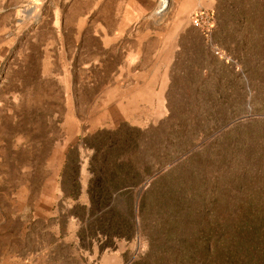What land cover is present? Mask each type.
<instances>
[{
	"label": "rangeland",
	"instance_id": "obj_1",
	"mask_svg": "<svg viewBox=\"0 0 264 264\" xmlns=\"http://www.w3.org/2000/svg\"><path fill=\"white\" fill-rule=\"evenodd\" d=\"M167 1L160 11L162 0H0V264H30L51 240L49 219L55 217L48 215L71 204L59 203L66 152L115 120L106 97L135 89L136 76L166 59L168 50L176 52L179 34L192 25L205 34L213 61L197 93L209 108L199 142L146 182L165 174L145 215L173 229L168 235L152 229L149 264H166L161 259L167 258L177 264L182 256L177 260L171 245L182 240L201 247L202 229L220 226L228 241L236 224L264 216V3L237 0L239 9L221 11L216 19L214 0ZM173 60L164 67L167 87ZM99 61H106L102 74L93 71L102 67ZM72 72L80 80L107 82L77 112ZM42 113L60 121L56 131L43 128ZM166 115L165 109L160 120ZM182 224L200 232L180 236L175 228ZM127 243L134 246L130 260L147 249L139 234ZM16 253L23 259L9 256Z\"/></svg>",
	"mask_w": 264,
	"mask_h": 264
},
{
	"label": "trees",
	"instance_id": "obj_2",
	"mask_svg": "<svg viewBox=\"0 0 264 264\" xmlns=\"http://www.w3.org/2000/svg\"><path fill=\"white\" fill-rule=\"evenodd\" d=\"M236 1L214 0L213 14L216 19L221 11L239 9ZM255 3L263 5L264 0H255ZM204 35L201 28L195 25L179 34L165 92L167 115L156 125L141 129L122 122L113 129L99 128L81 136L77 145L66 152L58 180L59 203L70 201L73 204L68 209L60 207L58 216L49 219V222L58 223L61 237L65 234L68 221L75 219L79 224L76 233L78 245L77 248L59 245L55 250L58 261L68 264H81L82 261L86 264L83 258L66 261L67 256L63 252L75 248L81 253H91L95 247L102 255L115 251L119 242H130L139 234L147 243L146 251L135 260L124 256V261L125 264H149L154 253L150 235L152 229L160 235H168L173 230L165 224H152L145 215L150 204L149 196L161 185L165 174L146 182L200 140L199 126L209 107L204 105V97L197 93L207 83L206 77L213 63L206 53ZM105 62L99 61L102 67H94L93 71L102 74ZM204 72H207L206 77ZM105 85L104 77L80 80L77 73L72 72L76 112L81 104L89 105ZM41 117L43 128L47 124L51 131H56L60 121H54L52 113H42ZM48 136L49 133H46L44 139L50 144L52 140ZM83 158L86 159L89 175L86 186L88 206L77 203L81 194L79 174ZM159 193V206L164 208L163 187ZM36 223L43 224V221ZM175 229L180 236L200 232L190 224H182ZM202 230L201 247L188 245L182 240H176L175 245H171L170 251L175 258L180 260L182 256L177 264H185L183 259L190 258L195 259L186 264H264V216L236 224L228 241L223 240L226 230L220 226ZM162 250L165 252L167 246H162ZM161 261L175 264L168 258Z\"/></svg>",
	"mask_w": 264,
	"mask_h": 264
},
{
	"label": "crops",
	"instance_id": "obj_3",
	"mask_svg": "<svg viewBox=\"0 0 264 264\" xmlns=\"http://www.w3.org/2000/svg\"><path fill=\"white\" fill-rule=\"evenodd\" d=\"M193 1V0H192ZM184 14V13H183ZM175 48L168 50L166 59L161 61L156 60L152 63L150 69L138 74L136 76V88L131 92L123 91L121 93L113 92V94L119 96H111L109 94L106 97V101L113 107V112L116 115L115 120L108 124H103L101 127L115 128L118 124L126 122L131 126L138 128H145L150 124H155L164 116L165 113V92L167 88V72L165 71V65L169 68L174 54ZM156 66V67H155ZM162 72V87L159 92L155 94L156 85L160 81L159 73ZM112 94V95H113ZM140 117H139V116ZM89 175L87 172L86 162L81 164L79 182L81 186V194L77 203L88 206V198L86 194V186ZM73 204V202H71ZM58 212L48 215V217H57ZM39 217V216H38ZM79 224L75 219H70L66 225V231L63 236L60 237V229L58 223H54L50 230L49 236L51 240L42 247L38 252H35L32 256L30 264H68L57 260L55 254L56 248L61 246L73 245L77 248L78 239L76 233L78 231ZM134 246H131L127 242H120L117 244V249L113 253L99 255L97 249L94 247L91 253H81L74 249L68 250L66 260L83 258L86 264H125L124 256L131 254ZM14 256L19 260L23 259L20 254L9 255ZM26 262V261H24ZM81 264L83 262L81 261Z\"/></svg>",
	"mask_w": 264,
	"mask_h": 264
},
{
	"label": "bare ground",
	"instance_id": "obj_4",
	"mask_svg": "<svg viewBox=\"0 0 264 264\" xmlns=\"http://www.w3.org/2000/svg\"><path fill=\"white\" fill-rule=\"evenodd\" d=\"M167 4L169 5L167 0H162L161 2V6H160V11H162L163 9H165L167 7Z\"/></svg>",
	"mask_w": 264,
	"mask_h": 264
},
{
	"label": "built area",
	"instance_id": "obj_5",
	"mask_svg": "<svg viewBox=\"0 0 264 264\" xmlns=\"http://www.w3.org/2000/svg\"><path fill=\"white\" fill-rule=\"evenodd\" d=\"M215 54H216V55H219V52H218V51H215Z\"/></svg>",
	"mask_w": 264,
	"mask_h": 264
}]
</instances>
